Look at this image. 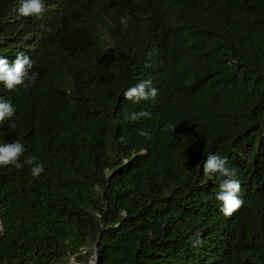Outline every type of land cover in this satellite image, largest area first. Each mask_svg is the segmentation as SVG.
<instances>
[{"label":"trees","instance_id":"trees-1","mask_svg":"<svg viewBox=\"0 0 264 264\" xmlns=\"http://www.w3.org/2000/svg\"><path fill=\"white\" fill-rule=\"evenodd\" d=\"M44 3L18 18L19 0H0V57L23 53L39 74L0 85L17 109L0 143L45 169L0 167V264H87L97 250V264H264V0ZM144 80L156 101L126 100ZM141 110L151 119H124ZM209 154L236 169L230 217Z\"/></svg>","mask_w":264,"mask_h":264},{"label":"clouds","instance_id":"clouds-1","mask_svg":"<svg viewBox=\"0 0 264 264\" xmlns=\"http://www.w3.org/2000/svg\"><path fill=\"white\" fill-rule=\"evenodd\" d=\"M47 11L44 0H19V7L16 9L18 18H36L40 19ZM128 19L121 18V24L127 26ZM152 51L147 53L151 58ZM145 67H150L145 64ZM34 63L29 56L20 53L11 64L3 57H0V85L10 92H15L18 88L26 87L28 84L34 83L38 77V72L33 71ZM158 96V90L152 86L151 80H144L136 86L129 88L124 93L126 100L133 103L155 102ZM17 109L15 106L0 98V124L5 120H11ZM152 114L149 111L141 110L139 112H131L126 115V121L137 122L141 119H151ZM14 127V125H12ZM173 131L177 125H170ZM140 135L150 139L147 132L141 130ZM124 137H120L119 141L123 142ZM25 145L19 140L15 142L0 143V167L14 166L17 170H22L25 165L30 166V172L33 178H39L44 173L43 163L38 162L36 156L25 157ZM21 157H24L21 161ZM203 174L208 179H213L217 175L222 177L219 184V191L216 199L221 203L220 211L226 216H232L242 206L244 201L240 198L241 184L236 176V169L228 166L226 157L217 154H209L203 163ZM99 253L93 251L88 258L87 264H97Z\"/></svg>","mask_w":264,"mask_h":264},{"label":"rangeland","instance_id":"rangeland-1","mask_svg":"<svg viewBox=\"0 0 264 264\" xmlns=\"http://www.w3.org/2000/svg\"><path fill=\"white\" fill-rule=\"evenodd\" d=\"M1 234V232H0ZM62 264H81V263H77L73 258L63 262Z\"/></svg>","mask_w":264,"mask_h":264},{"label":"water","instance_id":"water-1","mask_svg":"<svg viewBox=\"0 0 264 264\" xmlns=\"http://www.w3.org/2000/svg\"><path fill=\"white\" fill-rule=\"evenodd\" d=\"M0 226H1V233H2V231H3V228H2V224H1V222H0Z\"/></svg>","mask_w":264,"mask_h":264},{"label":"bare ground","instance_id":"bare-ground-1","mask_svg":"<svg viewBox=\"0 0 264 264\" xmlns=\"http://www.w3.org/2000/svg\"><path fill=\"white\" fill-rule=\"evenodd\" d=\"M0 231H1V226H0Z\"/></svg>","mask_w":264,"mask_h":264}]
</instances>
